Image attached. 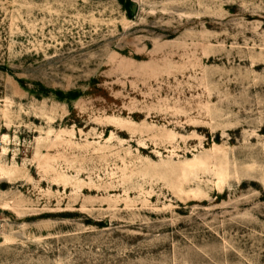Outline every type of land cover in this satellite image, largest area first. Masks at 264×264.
Masks as SVG:
<instances>
[{
  "label": "rangeland",
  "instance_id": "1",
  "mask_svg": "<svg viewBox=\"0 0 264 264\" xmlns=\"http://www.w3.org/2000/svg\"><path fill=\"white\" fill-rule=\"evenodd\" d=\"M0 264H264V0H0Z\"/></svg>",
  "mask_w": 264,
  "mask_h": 264
}]
</instances>
